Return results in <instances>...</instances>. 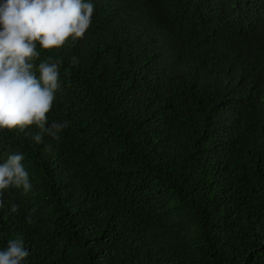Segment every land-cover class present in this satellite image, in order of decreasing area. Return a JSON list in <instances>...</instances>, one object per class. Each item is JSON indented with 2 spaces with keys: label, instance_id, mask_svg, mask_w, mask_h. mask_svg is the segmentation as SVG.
<instances>
[{
  "label": "trees",
  "instance_id": "16d2710c",
  "mask_svg": "<svg viewBox=\"0 0 264 264\" xmlns=\"http://www.w3.org/2000/svg\"><path fill=\"white\" fill-rule=\"evenodd\" d=\"M90 2L83 38L38 46L37 67L61 62L60 139L0 130V163L22 154L32 184L0 197V250L21 236L24 264H264V0Z\"/></svg>",
  "mask_w": 264,
  "mask_h": 264
},
{
  "label": "clouds",
  "instance_id": "9594fccd",
  "mask_svg": "<svg viewBox=\"0 0 264 264\" xmlns=\"http://www.w3.org/2000/svg\"><path fill=\"white\" fill-rule=\"evenodd\" d=\"M94 4L90 0H4L0 4V130L25 131L35 125L41 133L60 139L69 121L48 124L47 114L55 100L60 61H35L38 50L59 49L71 37L75 43L91 25ZM38 71V75L36 74ZM33 139L40 143L42 134ZM22 154L0 163V197L5 190H32ZM12 204L11 211L18 212ZM34 211V210H33ZM31 223V215L26 217ZM29 251L23 237L9 239L0 250V264H24Z\"/></svg>",
  "mask_w": 264,
  "mask_h": 264
}]
</instances>
